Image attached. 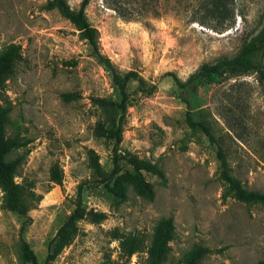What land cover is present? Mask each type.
<instances>
[{
  "label": "rangeland",
  "instance_id": "374dc122",
  "mask_svg": "<svg viewBox=\"0 0 264 264\" xmlns=\"http://www.w3.org/2000/svg\"><path fill=\"white\" fill-rule=\"evenodd\" d=\"M53 0H0V54L16 49L5 79V136L19 147L15 175L36 198L25 215L6 208L0 187V264L20 259L26 243L43 263L47 246L75 208L81 187L85 217L52 264H156L152 238L170 226L160 264H257L264 260V204H246L221 179L218 146L187 123L184 81L202 64L234 56L264 21V0H233L223 22L209 0H127L122 18L103 0H90L88 22L100 53L119 73H139L157 84L150 96L127 86L131 103L117 151V173L101 183L90 167H114V136L121 112H102L94 99L120 101L110 72ZM78 10L82 0H65ZM136 11L140 13L135 14ZM264 64V54L256 58ZM184 97L192 117L204 120L223 148L231 175L249 192L264 194V90L256 74L222 78ZM53 166L61 185L50 180ZM141 252L123 256L121 241Z\"/></svg>",
  "mask_w": 264,
  "mask_h": 264
},
{
  "label": "trees",
  "instance_id": "16d2710c",
  "mask_svg": "<svg viewBox=\"0 0 264 264\" xmlns=\"http://www.w3.org/2000/svg\"><path fill=\"white\" fill-rule=\"evenodd\" d=\"M90 0H82L78 10L74 11L69 8L65 0H53L52 5L58 9L60 14L67 19L79 31L80 37L87 42L104 67L110 72L111 79L117 88L120 101L112 103L107 99H94L95 105L102 111L106 112L109 107L115 106L121 115L116 123L114 136V167L110 173H106L101 169L99 162L93 158L90 159V167L101 183L109 182L117 173V151L122 142L123 127L126 122L128 108L131 103V95L127 86L130 82L137 84V91L144 96L152 95L157 84L146 81L139 73L129 71L124 74L114 67L111 61L100 53L98 43V32L87 20L85 16V8ZM127 0H103L104 4L117 12L120 17H128L126 9L123 8ZM132 1V0H131ZM136 2L139 0H135ZM233 0H209L205 8L211 15H218L223 22L231 18L230 4ZM145 2V0H143ZM140 13L136 11L135 14ZM129 18V17H128ZM264 54V21L260 30L243 44L240 50L232 57L223 58L212 64H202L193 74L186 80H180L175 73L169 72L164 76L170 77L175 85L183 93V102L188 107L186 123L192 131L202 132L211 144L218 146L217 159L220 164L221 179L227 185L228 192L235 199L246 204H264V194L246 191L240 182L231 175L228 161L226 159L223 148L219 145L210 126L202 119L195 120L192 117L190 103L184 97L186 94H195L197 90L205 85L216 83L222 78L238 77L250 73H254L264 90V64L258 63L256 58ZM16 49L10 47L0 54V187L4 192L5 206L7 209L21 215H25L31 206V202L36 195L31 188L23 183L15 181V175L19 166L18 160L9 159L12 150L19 147L16 138H8L5 136V126L8 123V111L2 104V91L5 79L11 74L13 63L15 61ZM50 180L56 185L62 183V173L58 167L53 166L50 170ZM85 210L81 201V187L75 201V208L68 216L64 224L57 230L54 237L47 246V253L43 263H39L26 243H23L20 250V259L24 263L30 264H52L62 251L72 242L78 233V222L85 217ZM170 240V226L167 229L160 227L156 230L150 248L148 249L150 257L155 260L156 264H160L168 252L167 243ZM123 248V256L130 258L132 255L141 252L140 246L127 240L121 241ZM187 264H199V256L192 257ZM257 264H264V260Z\"/></svg>",
  "mask_w": 264,
  "mask_h": 264
}]
</instances>
